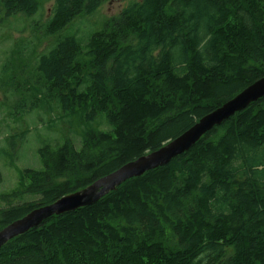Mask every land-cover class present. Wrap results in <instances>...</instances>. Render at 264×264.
<instances>
[{
    "label": "trees",
    "instance_id": "trees-1",
    "mask_svg": "<svg viewBox=\"0 0 264 264\" xmlns=\"http://www.w3.org/2000/svg\"><path fill=\"white\" fill-rule=\"evenodd\" d=\"M48 1L0 0V23L26 17L53 39L33 57L34 39L15 46L38 81L15 113L56 106L79 116L81 132L39 148L43 167L3 196L0 231L158 150L264 77V0H128L87 31L107 0H53L43 21ZM0 264H264V97L169 163L10 240Z\"/></svg>",
    "mask_w": 264,
    "mask_h": 264
},
{
    "label": "rangeland",
    "instance_id": "rangeland-1",
    "mask_svg": "<svg viewBox=\"0 0 264 264\" xmlns=\"http://www.w3.org/2000/svg\"><path fill=\"white\" fill-rule=\"evenodd\" d=\"M127 2L107 0L81 25L83 30L99 28L103 20L119 14ZM52 5L53 0L44 4L43 21L50 15ZM25 21L26 17L18 16L0 23V204L4 201V195L19 189L25 169L43 167L38 152L43 144L52 143V138L60 139L70 132L74 135L81 132L79 116L68 117L56 106L48 110L45 105H40L38 110L17 118L15 106L19 98L33 95L37 88L35 84H38L30 59L53 40L46 38L41 28L30 29ZM31 39L35 40L37 51L30 58L17 55L14 50L17 43ZM7 59L11 60L9 66L6 65ZM9 79L15 80L20 88L16 90L12 84H8Z\"/></svg>",
    "mask_w": 264,
    "mask_h": 264
},
{
    "label": "water",
    "instance_id": "water-1",
    "mask_svg": "<svg viewBox=\"0 0 264 264\" xmlns=\"http://www.w3.org/2000/svg\"><path fill=\"white\" fill-rule=\"evenodd\" d=\"M264 97V77L247 87L235 98L199 120L191 129L170 140L156 151L150 152L119 170L98 179L86 188L66 195L52 204L38 207L0 231V248L10 240L39 226L45 219L98 202L126 180L141 176L149 170L169 163L176 156L194 146L208 131L221 125L227 118Z\"/></svg>",
    "mask_w": 264,
    "mask_h": 264
}]
</instances>
